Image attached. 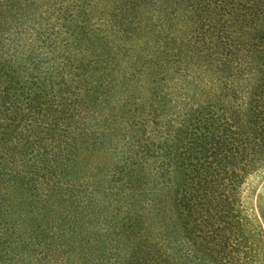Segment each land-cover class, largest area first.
<instances>
[{
    "label": "trees",
    "instance_id": "1",
    "mask_svg": "<svg viewBox=\"0 0 264 264\" xmlns=\"http://www.w3.org/2000/svg\"><path fill=\"white\" fill-rule=\"evenodd\" d=\"M264 0H0V264H264Z\"/></svg>",
    "mask_w": 264,
    "mask_h": 264
},
{
    "label": "rangeland",
    "instance_id": "2",
    "mask_svg": "<svg viewBox=\"0 0 264 264\" xmlns=\"http://www.w3.org/2000/svg\"><path fill=\"white\" fill-rule=\"evenodd\" d=\"M243 196L249 208L264 207V173L250 178L244 187Z\"/></svg>",
    "mask_w": 264,
    "mask_h": 264
}]
</instances>
